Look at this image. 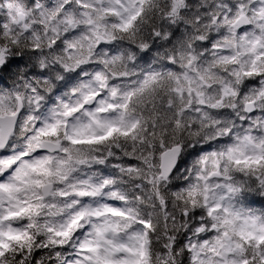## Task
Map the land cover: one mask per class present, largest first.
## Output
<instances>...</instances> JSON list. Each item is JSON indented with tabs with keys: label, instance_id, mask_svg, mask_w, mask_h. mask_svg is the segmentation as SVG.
<instances>
[{
	"label": "snow or ice",
	"instance_id": "6c2138e0",
	"mask_svg": "<svg viewBox=\"0 0 264 264\" xmlns=\"http://www.w3.org/2000/svg\"><path fill=\"white\" fill-rule=\"evenodd\" d=\"M15 77L0 264H264V0H0Z\"/></svg>",
	"mask_w": 264,
	"mask_h": 264
},
{
	"label": "clouds",
	"instance_id": "9594fccd",
	"mask_svg": "<svg viewBox=\"0 0 264 264\" xmlns=\"http://www.w3.org/2000/svg\"><path fill=\"white\" fill-rule=\"evenodd\" d=\"M157 44L158 45H161L162 44L163 47H170V45H168V44H166L164 42H161V41H157ZM33 63L36 65V67L33 70H35V72L37 74H39V72L43 71V69L40 68V66H39V61L38 60H35ZM29 69H32V65H29L28 68H22L21 69V74L27 73L28 74V77L29 78H32V71H30ZM13 71H15V69ZM51 76H52V73L49 72L48 74H46V77H41V79H44V78H47V77H51ZM16 80H19V77H15V78L11 79L10 85L7 86V87L8 88L13 87V84H14V82ZM0 87H4V86L0 85ZM221 119H232V120H236V117L234 115L229 116L227 113H225L221 117ZM241 124H242V122H241ZM243 127H247V125H243ZM223 142H228V138H223ZM216 147H218V145H215L214 144L213 145V148H216ZM234 175L236 176L237 179H244L246 182L251 183V191L248 193V197H247L246 203L249 204L253 208L264 210V190L258 191L259 186L257 184H255V183H252L249 180V178L243 177V176H241L238 173H235ZM174 180H175L176 183H179V184H183L184 183L185 177L183 176V169H181V173L177 174V176L174 177ZM255 204H259L260 207H258V208L257 207H254Z\"/></svg>",
	"mask_w": 264,
	"mask_h": 264
},
{
	"label": "trees",
	"instance_id": "16d2710c",
	"mask_svg": "<svg viewBox=\"0 0 264 264\" xmlns=\"http://www.w3.org/2000/svg\"><path fill=\"white\" fill-rule=\"evenodd\" d=\"M34 72H35V70H33L32 74ZM10 81H11V79H7L3 83H0V85H2L4 87H7V86L10 85ZM191 159H192V157H190V156L189 157H186L185 158V161L182 163L181 167L183 168V167H186L188 164H190ZM254 207H257L258 208V207H260V205L259 204H255Z\"/></svg>",
	"mask_w": 264,
	"mask_h": 264
}]
</instances>
